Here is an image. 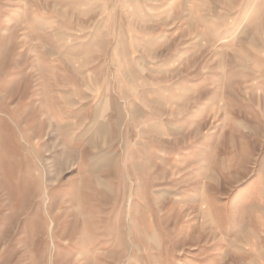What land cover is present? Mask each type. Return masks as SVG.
I'll return each mask as SVG.
<instances>
[{"label": "rangeland", "instance_id": "1", "mask_svg": "<svg viewBox=\"0 0 264 264\" xmlns=\"http://www.w3.org/2000/svg\"><path fill=\"white\" fill-rule=\"evenodd\" d=\"M0 264H264V0H0Z\"/></svg>", "mask_w": 264, "mask_h": 264}, {"label": "bare ground", "instance_id": "2", "mask_svg": "<svg viewBox=\"0 0 264 264\" xmlns=\"http://www.w3.org/2000/svg\"><path fill=\"white\" fill-rule=\"evenodd\" d=\"M52 224H50V226H51ZM49 228H51V227H49ZM52 231V230H51Z\"/></svg>", "mask_w": 264, "mask_h": 264}]
</instances>
